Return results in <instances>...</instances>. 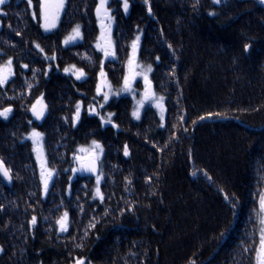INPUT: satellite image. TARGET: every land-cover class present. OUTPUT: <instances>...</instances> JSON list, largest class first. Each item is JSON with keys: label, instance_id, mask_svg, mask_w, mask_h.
<instances>
[{"label": "trees", "instance_id": "trees-1", "mask_svg": "<svg viewBox=\"0 0 264 264\" xmlns=\"http://www.w3.org/2000/svg\"><path fill=\"white\" fill-rule=\"evenodd\" d=\"M97 3L66 0L51 33L39 25L36 0L0 7V65L11 60L14 72L0 85V112L12 109L0 117V163L9 170L0 174V264H254L264 191V4L128 0L125 12L124 0H109L114 56L104 61L94 46ZM76 25L81 42L63 47ZM137 36V60L151 66V87L165 101L164 122L151 109L133 120L125 96L103 104L95 95L101 69L121 84ZM70 66L84 77L64 76ZM38 101L46 107L40 120L31 113ZM91 107L97 115L85 112ZM33 131L54 170L47 190L27 140ZM92 141L104 154L103 200L74 158ZM65 212L68 230L60 232Z\"/></svg>", "mask_w": 264, "mask_h": 264}, {"label": "snow or ice", "instance_id": "snow-or-ice-1", "mask_svg": "<svg viewBox=\"0 0 264 264\" xmlns=\"http://www.w3.org/2000/svg\"><path fill=\"white\" fill-rule=\"evenodd\" d=\"M6 2V0H0V5H3ZM109 0H99V2L96 5V15H97V19L101 22V28H102V37H103V29L105 27H107V29L110 31L111 30V22H112V17L109 14V9L107 7ZM145 2L147 3V0H145ZM218 2V0H217ZM261 4H264V0H260ZM64 4H65V0H40V18L44 21L43 24L41 25V27H43L45 29V31L50 30L51 28L56 27V21L59 19V13L60 11L64 8ZM28 5L29 7H31L32 5V0H28ZM124 10L125 12H127L128 10V0H124ZM149 12H151V9H149ZM2 14V13H0ZM33 18L35 19V14L33 16ZM105 21H107V24L105 25ZM80 37V26L76 25L75 28H73L72 33L69 35L68 38H66L65 43L67 44L70 40H75L78 39ZM140 37L137 36L135 38V40L132 41L131 43V49H132V54L129 57L128 60V65L130 66V70L134 71L135 67H139V65L135 64V53L136 50L138 48V41H139ZM108 44H111L110 38L108 40ZM37 47H39L37 45ZM102 46L100 43H97V48L100 49ZM248 49V45H245V51H247ZM104 54L105 57L109 56V55H113L114 53L111 52L109 50L108 47H104ZM11 60H9L7 62V64L0 66V85H3L4 83H6V81L8 80L9 76L11 75ZM74 66H72V68H66L65 72H69V71H73ZM151 66H148V68L145 70L147 72H150ZM78 73V74H77ZM74 74H76V78L80 79L81 77L84 76V73L82 70H75ZM140 73L138 72H134L133 75V79L135 78V75H139ZM101 75L103 76V69H101ZM146 83H150L147 81V76L144 77ZM102 87H108L109 90H111V85L107 83V81L104 82L103 85L101 84H97V94H101L102 91ZM122 90H131V83H130V79L128 75H125L124 77V89ZM149 98L148 96H145V99ZM104 99L105 101H107L108 99V93H104ZM159 100H163L162 97L159 98ZM39 103V101H38ZM138 103L142 104V101H139ZM158 107H160L162 109V104L158 103L157 104ZM94 111V109H92ZM12 111L11 108H6L4 109V111L0 112V116L4 117L5 119L8 116V113H10ZM79 112H80V105L77 104L76 106V114L73 117V121L75 122V120H77L79 118ZM33 114L37 116V119L40 118V116L43 114V110H41L40 113H37L35 111V105L33 106ZM211 115V114H209ZM219 115V114H217ZM133 116L139 118V113L138 110L133 111ZM163 115H161V120H163ZM206 117H200V119H205ZM182 119V118H181ZM110 122V121H109ZM195 123V121L193 122ZM41 134L38 132L33 131V133L31 134V137L33 138V145L34 151L38 152V159L40 158V154L42 153V148L37 147L39 144V139H40ZM94 149H101V146L96 142V141H92V145L90 148H84L81 147L78 151L81 153H88ZM128 154L127 151V146H125V155ZM77 159L79 160L80 157H77ZM98 159V156H93L91 158V163L94 165L95 161ZM88 170L90 171H96L95 167H90ZM73 171H76V169H73ZM53 172L54 170H47L44 168V166L42 165V172H41V180L42 183L44 184V188L45 190H47L48 187V181L52 178L53 176ZM0 174H2L4 177H8L9 175V170L7 168H5L3 166V163H0ZM195 174V173H194ZM100 175H97V188H96V196L99 197L101 200H103V194L100 191L99 188V182H100ZM225 199H227V196L225 197ZM32 223L35 224L36 223V218L33 217L32 219ZM56 223L59 225V230L61 232H66L68 230V213L65 212L57 221ZM258 234H259V239L258 242L255 244L254 246V264H264V191H262L259 194V212H258ZM94 224H91L90 227H94ZM85 235H87V233H85ZM223 235V234H222ZM250 248L253 246H249ZM249 248H245V251H248ZM76 264H85V261L83 259H77L76 260ZM192 264H195V262L193 261Z\"/></svg>", "mask_w": 264, "mask_h": 264}, {"label": "rangeland", "instance_id": "rangeland-1", "mask_svg": "<svg viewBox=\"0 0 264 264\" xmlns=\"http://www.w3.org/2000/svg\"><path fill=\"white\" fill-rule=\"evenodd\" d=\"M26 1L28 2V0H26ZM36 1L38 2L39 13H40V0H36ZM33 2H34V0H32V4H33ZM98 2H99V0H98ZM65 3H66V0H65ZM65 6L66 5L64 4V8L59 13V19L56 21V27L51 28L48 31H45V29L42 27L43 32L51 33L53 31H55V29L58 28L57 26L60 23V20H61V17H62L61 15L63 14V11L65 9ZM0 7H1V5H0ZM32 7L33 6L31 5V8ZM0 13H1V8H0ZM111 17H112L111 30L109 31L107 29V27H105L103 29V37H102L101 22L97 19V25L99 27V29H98V39H97V42L95 43L94 46L96 47L97 52L100 53L101 56L104 58V61L105 60H109L110 58H113V55H109V56L105 57L104 50H103L104 47H108L109 50L111 52H113L112 43L110 45L108 44L109 38H110V41H112V35L111 34H112V31H113V28H114V25H115L114 24V18H113L112 15H111ZM38 20H39V25L41 27V25L43 24L44 21L40 18V14H38ZM106 24H107V21H105V25ZM71 33H72V31H70V33H68L66 35V38H68ZM66 38L63 41V47L66 48L67 46L76 45L77 43L81 42V40H82L81 29H80V37L78 39L70 40L66 44L65 43ZM97 43H100L101 44L102 47L100 49L97 48ZM131 54H132V49H131L130 55ZM128 60H127V62L125 64V66H124L125 69H124L123 80H122L121 84L118 85V86H116V87H114L112 85V83H110V81L108 80L107 75L105 74L104 71H103V74L104 75L103 76L101 75V70H100V72L96 76V79H97V83H96V87H95V95H96V98L99 99L103 104H108V103H110L112 101V99L119 98V97H123V96L131 99V101H132V118H133V120L141 118V116L145 113V110H147V109L153 110L154 113L157 115L158 119L161 120V115H163V117L165 118V115H166L165 101H164V98L163 97H162L163 98L162 101L159 100V98L161 96L158 93L154 92L153 87H151V76H150L151 75V71L150 72L145 71L148 68V66H145V65H142L141 63H139L138 60H137V55L135 53V64L136 65H139V67H135L134 68V71H133V70H130V66L128 65ZM5 64H7V62L3 63V65H5ZM0 66H2V65H0ZM67 68H72V66L67 67ZM75 70H81V69H77V68L74 67L73 71L65 72V70H64L63 74L66 77L71 76L74 80L79 81V79L76 78V74H74V71ZM134 72H138L140 74L139 75H135V78L133 79L132 77L134 75ZM125 75H128L129 76L130 83H131V90H122V89H124V77H125ZM145 76H147V81L150 82V83H146L145 78H144ZM13 77H14V72H13V65L11 63V75L9 76V78H8L7 81H9L10 79H12ZM83 77H81L80 79H82ZM105 81H107V83L111 85V90H109L108 87H102L101 94L98 95L97 94V91H96L97 84L103 85ZM5 84L6 83H4L1 86H4ZM104 93H108V99H107V101H105V99H104ZM145 96H148L149 98L145 99ZM142 100H143V103L142 104L138 103L139 101H142ZM158 103L162 104V109L157 106ZM38 106H43V109H44L43 116L40 117L42 119L46 115L45 114L46 113V107H45V105L42 102L35 103V109H37ZM92 109H94V111ZM136 110H138L139 118L133 116V111H136ZM81 111H82V108L80 106L79 118L77 120H75L74 123H78L80 121L81 115H82V112ZM32 112H33V107L31 109V113ZM85 112L88 113V115H90V116L97 115V111L93 107L88 108ZM8 116H9V113H8ZM0 117L1 118H4L2 116H0ZM34 118L37 120V118L35 116H34ZM40 118H39V120H40ZM164 118H163V120H161L162 122H164V120H165ZM32 133L33 132H30L27 135V140H30L31 141V145L34 148L33 138L31 137V134ZM42 143H43V139H42V136H40L39 144H38L37 147L42 148V153L40 154V158L38 159V152L35 151L36 161H37L38 165L41 166V168H42V165H43L45 169L49 170L46 167V159L44 157V149H43ZM82 147H84V146H82ZM90 147H91V145L86 146L84 148H90ZM79 149L80 148H78L76 150L75 154H74V158L76 159V161H78L77 157H80L79 160H82L84 158H92L93 156H98V159L95 161L96 164H97V163H99L101 161V159L104 156L102 147H101L102 151L100 149H94V150H92V151H90L88 153H81V152L78 151ZM77 170H78V168H77ZM41 172H42V170H41ZM97 172H98V170H97ZM97 175H98V173H96L94 175L95 185H96L95 187L96 188H97ZM51 180H52V178L48 181V184L51 182ZM100 183H101V178H100L99 184ZM74 264H76V262Z\"/></svg>", "mask_w": 264, "mask_h": 264}, {"label": "water", "instance_id": "water-1", "mask_svg": "<svg viewBox=\"0 0 264 264\" xmlns=\"http://www.w3.org/2000/svg\"><path fill=\"white\" fill-rule=\"evenodd\" d=\"M150 88V87H149ZM41 110H43V113H44V109H43V106H38L37 107V109H35V111L37 112V113H40L41 112ZM33 113V112H32ZM36 118H37V116L36 115H34ZM43 116V114L40 116V117H42ZM77 166H78V171H77V173L80 175V176H83V175H85V176H90V177H94V175L97 173V170H98V165L96 164V162H95V164L93 165L92 163H91V158H84V159H82V160H78L77 161ZM95 167V169H96V171H90V170H88L90 167ZM2 175V174H1ZM2 177H4L3 175H2ZM5 178V177H4Z\"/></svg>", "mask_w": 264, "mask_h": 264}]
</instances>
